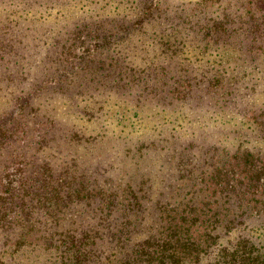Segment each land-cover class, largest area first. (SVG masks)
<instances>
[{"label": "trees", "instance_id": "1", "mask_svg": "<svg viewBox=\"0 0 264 264\" xmlns=\"http://www.w3.org/2000/svg\"><path fill=\"white\" fill-rule=\"evenodd\" d=\"M2 1L0 264H264V0Z\"/></svg>", "mask_w": 264, "mask_h": 264}, {"label": "rangeland", "instance_id": "2", "mask_svg": "<svg viewBox=\"0 0 264 264\" xmlns=\"http://www.w3.org/2000/svg\"><path fill=\"white\" fill-rule=\"evenodd\" d=\"M4 5V1H2L1 0V3H0V8H2V6ZM2 20V16H1V18H0V21ZM5 36L4 34H2V33H0V36ZM7 39V38H6ZM5 39V41H4V46H5V44L6 43H8V40H6ZM55 50H56V48H52V53H50L49 55H51V57H48L46 60H47V62H51V59H54V57L55 56H57V55H55ZM71 50H68L66 53H62V54H65V55H67L69 52H70ZM63 58V57H62ZM63 60H65L64 58H63ZM3 76L0 78V86H3L4 84H5V82L4 81H2L3 80ZM19 79V78H18ZM9 88V87H8ZM7 93V95L5 96V94ZM8 89L4 92L3 90H0V98H3V99H1L2 101H4V98H6L7 99V97H8ZM146 112V111H145ZM131 116V115H130ZM143 116H144V118H145V120L147 119L146 118V115H144L143 114ZM125 123V122H124ZM106 126H107V128H109V129H113V130H116V131H119V129H121V128H124V129H128V128H126L127 126H125V125H116V124H114V123H110V122H106ZM134 125H136V124H134ZM121 141V140H120ZM228 141H226L224 144H226ZM250 220H252V221H254V220H256V218L254 219V218H251ZM256 221H259L258 219L256 220Z\"/></svg>", "mask_w": 264, "mask_h": 264}]
</instances>
